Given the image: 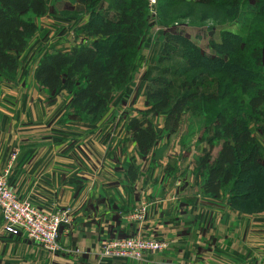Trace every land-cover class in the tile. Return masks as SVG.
Instances as JSON below:
<instances>
[{"label": "trees", "instance_id": "obj_1", "mask_svg": "<svg viewBox=\"0 0 264 264\" xmlns=\"http://www.w3.org/2000/svg\"><path fill=\"white\" fill-rule=\"evenodd\" d=\"M246 1L253 7L246 13V21L222 31L219 40H210L208 50L187 35L167 33L161 60L183 61L178 64L181 81L176 87L167 77L170 69L162 68L146 86L145 110L127 119L125 130L138 154L146 157L162 132L170 134L178 128L186 110L191 108V115H198L202 126L211 117L212 139L220 144L214 155L211 147L204 149L197 161L203 194L219 198L227 190L234 207L255 199L264 210V189H259L264 187V161L255 139L256 129L264 135V0ZM173 2L216 6L220 11L213 14L215 18L218 14L229 18L240 6V0ZM113 10L114 15L97 13L78 28L92 38L91 43L43 53L33 70V79L50 98L70 92L68 109L91 122L107 107L104 93L127 83L131 59L147 23L146 0H115ZM45 12V0H0V77L15 78L19 55L37 31L34 17ZM178 88L181 94H177ZM200 97L219 107L213 116L203 110ZM152 113L165 114L161 132L149 118ZM250 122L258 126L252 127ZM126 170L129 181L134 182L135 166L128 164Z\"/></svg>", "mask_w": 264, "mask_h": 264}, {"label": "crops", "instance_id": "obj_2", "mask_svg": "<svg viewBox=\"0 0 264 264\" xmlns=\"http://www.w3.org/2000/svg\"><path fill=\"white\" fill-rule=\"evenodd\" d=\"M30 77L25 82L37 85L33 72ZM20 82L21 75L16 79ZM59 99L34 94L26 84H0V174H6L18 198L39 209H73L72 224L61 227V249L55 253L23 236L6 234L0 216V264H264V212L254 216L257 226H248L246 216L225 198L204 195L202 183L199 190L169 189L161 178L148 179L153 169L147 171L141 194L133 184L121 185L127 179L118 128L109 122H77L74 127L64 105L69 99L55 106ZM130 147L134 154L129 159L136 163L142 157L134 143ZM163 151L147 156L155 160L148 168L162 164ZM181 151L180 164L198 153L194 146ZM142 195L149 206L137 225L120 214ZM135 234L163 240L167 247L142 260L98 257L104 239Z\"/></svg>", "mask_w": 264, "mask_h": 264}, {"label": "rangeland", "instance_id": "obj_3", "mask_svg": "<svg viewBox=\"0 0 264 264\" xmlns=\"http://www.w3.org/2000/svg\"><path fill=\"white\" fill-rule=\"evenodd\" d=\"M173 1L174 0H146L147 23L137 49L131 59L128 81L122 88L114 92L104 93L107 100V107L101 116L95 122H91L89 119L80 118L79 115H75L72 111L70 114L71 121L75 123L74 127H78V123L96 124L101 122L105 125L109 122L112 126L118 128L116 138L117 142L119 141L120 144L119 149L123 150L120 160L122 164L125 163L126 168L128 164H133L135 166L137 173L135 182H138L134 184V182L129 181L126 170L127 181L121 182V185L126 186L127 184H133L135 185V189L139 191V194H141V190H143L142 188L146 184L145 179L148 178L146 174L149 169H153V175H150L148 179L152 180L154 177L161 178L162 184L164 186L169 185V189L199 190L202 177L197 170V161L203 154L204 149L211 147L213 155L214 149L218 148L220 144L219 141L212 139L213 133H211V131L213 126L211 122L213 119L209 117V121H207L208 124L202 126V119L198 115H191L192 112L190 108L182 115L178 128L170 134L162 132V136H160L158 142L151 150L153 151L156 149L153 153L150 152L151 156L161 153L162 149L164 150L163 152L166 153L160 166L156 165L154 168L147 167L148 164H155V160H150V158H148L150 153L147 155L148 157H142L141 160H138L136 163L133 158L129 159V157L134 154V151L130 147L133 143L124 128L127 119L132 116H140L141 112L145 110L146 86L153 77L160 75L162 68L170 69V73L167 77L176 82V87L181 81V78L178 77L177 74L180 68L178 64L183 61L178 58H174L171 62L161 60L167 33H181L187 35L197 45L205 49L207 46L208 50V42L210 40H219L221 32L226 29H236L240 26L242 21H246V13L253 9L248 1L240 0L239 12L235 15L227 18L218 14L219 16L215 18L213 14L220 11L216 6L179 4ZM45 2V14L34 17L37 23V31L28 38L26 48L19 55V68L15 78L4 79L0 77V84L4 82L13 84V86L16 84L19 85L20 83L22 86L26 84V88L32 90L34 94L41 95L44 93L49 97L50 94L38 84L25 82L31 79L30 75L40 56L46 52L68 50L71 46L81 42L91 43L92 38L82 35L78 28L83 23L87 22L88 18L97 15V13H103L106 16L114 15L115 12L113 9L115 0H45ZM20 75L21 82L16 83L17 76L20 77ZM207 79H209V77H207ZM209 90L214 91V87H210ZM206 91L207 90H205V92ZM182 92L183 91H180L179 88L177 89V94H181ZM201 92L204 91L201 90ZM54 96L61 97V99H59L60 101L55 104V106H60L62 105L61 102L63 99L68 100L71 98V93L62 91ZM198 101L202 105L203 110H206L210 116H213L219 108L214 103H205L204 98L200 97ZM64 105L67 109L68 103H66V101ZM164 116V113H152L149 115L157 131H162ZM249 125L256 127L258 123L250 122ZM255 139L259 144L262 159L264 161V135L260 134L258 129L255 131ZM190 146H194V148L198 150V153L193 157V160H190L187 164H185L184 161L180 164V158L183 159L182 148ZM108 151L111 152L109 149ZM128 152H130V156L126 155ZM105 172L104 170V173ZM198 178L200 182L197 181ZM177 182L180 184L177 185ZM259 189L262 192L264 187H259ZM228 195V191L225 190L221 198H225L230 207L239 210L241 214L246 216V224L248 226H257L254 216L264 212V210H260L259 206L253 202L256 200L248 199L246 203H241V207L236 205V207H234ZM260 195L259 192L256 197ZM139 196L140 195H138V197ZM140 198L147 199L145 195H142ZM140 198L136 205L126 212L134 210ZM5 233L10 234L7 232Z\"/></svg>", "mask_w": 264, "mask_h": 264}, {"label": "built area", "instance_id": "obj_4", "mask_svg": "<svg viewBox=\"0 0 264 264\" xmlns=\"http://www.w3.org/2000/svg\"><path fill=\"white\" fill-rule=\"evenodd\" d=\"M149 203L140 198L137 207L120 215L140 225L143 223ZM0 216L2 228L13 235H21L39 248L55 253L60 250L59 235L62 226L69 227L73 221L70 207L44 211L34 206L28 199L18 198L9 184L6 174H0ZM167 243L151 237L135 234L132 236H113L103 240L97 255L100 259L142 260L146 256L163 251ZM80 252L78 249L72 250Z\"/></svg>", "mask_w": 264, "mask_h": 264}]
</instances>
